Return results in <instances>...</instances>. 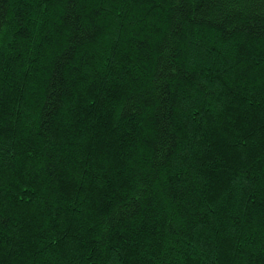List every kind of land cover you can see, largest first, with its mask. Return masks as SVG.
Returning a JSON list of instances; mask_svg holds the SVG:
<instances>
[{
    "label": "trees",
    "instance_id": "1",
    "mask_svg": "<svg viewBox=\"0 0 264 264\" xmlns=\"http://www.w3.org/2000/svg\"><path fill=\"white\" fill-rule=\"evenodd\" d=\"M0 264H264V0H0Z\"/></svg>",
    "mask_w": 264,
    "mask_h": 264
}]
</instances>
